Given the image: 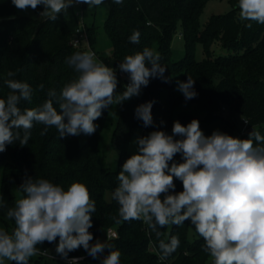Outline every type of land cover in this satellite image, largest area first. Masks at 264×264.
I'll return each mask as SVG.
<instances>
[{
    "label": "trees",
    "instance_id": "trees-1",
    "mask_svg": "<svg viewBox=\"0 0 264 264\" xmlns=\"http://www.w3.org/2000/svg\"><path fill=\"white\" fill-rule=\"evenodd\" d=\"M206 1L123 0L122 4H115L113 0H104L109 6L104 30L112 48L106 54L96 51L103 64L119 68L126 56L148 47L159 55L161 66L166 67L164 77L169 78L168 82L150 78L149 84L142 86L138 96L119 104V114L111 135L112 146L120 152L116 168L102 164L99 158L100 141L110 122L111 105L102 109L101 117L93 122L97 125L96 131L87 135L84 141L79 136L61 138L55 127H50L47 134L41 135L45 126L33 122L27 145L21 147L19 141L6 145V150L0 152V200L6 205L0 207V228L9 233L15 228L14 220L6 217L7 209L15 206L14 185L22 192L19 187L29 177L47 179L65 190L73 182H82L96 205L89 229L93 235L90 243L99 240L110 244L111 249L106 248L102 253L105 257L110 250H118L121 253L120 264H211V257L203 251V238L189 239V220L180 226L161 228L163 234L157 238L141 220H121L117 223L120 219L119 205L111 198V193L118 186L117 175L122 165L133 155L129 147L137 134L143 137L152 131L162 130L171 135L175 121L186 126L196 119L205 136L218 130L235 138L248 139L253 129L264 135V24L242 21L238 0H229L232 9L228 13L212 15L202 29L199 17ZM81 5L83 8L88 6ZM43 10L44 6L40 5L35 12L40 14ZM0 19V99H6L10 93L5 84L7 79L26 82L32 89L31 100L21 101L18 105L22 111L41 106L49 99L47 93L50 89H54L59 96L64 85L79 75L66 63V59L75 52L87 51L85 47L72 44L80 24V17L74 8L69 6L56 21H52L17 15L11 0H0ZM84 23L94 48L98 27L94 23ZM248 23L252 24L251 28L246 27ZM179 25L185 40V53L174 60L170 45ZM134 31L140 33L138 44L131 43L129 39ZM218 41L229 50L228 54L214 55L213 44ZM197 44L203 47L202 59L195 57ZM10 71L16 75L9 77L7 73ZM176 74H181L184 82L188 76L194 79L195 98L186 101L182 93L176 92L172 77ZM117 81L116 93L119 94L126 85L118 77ZM41 84L43 90L39 88ZM146 102H153V125L149 127H145L135 116L137 106ZM188 102L202 105L207 110L206 115L176 114V108ZM53 106L59 111L55 99ZM234 115L246 118L251 131L238 136ZM13 131H20L22 136L24 130ZM173 162H183L181 154H176L169 166ZM174 183L175 192L183 191L180 180L174 178ZM109 228L116 235L108 237ZM173 235L179 238L180 245L161 261L159 240L169 242ZM58 243L59 237L55 242L45 241L37 248L50 249ZM75 255H87L80 264H102L104 259L101 256L91 257L83 247L68 254ZM43 259L42 255L31 257L29 264L33 261L35 264H61Z\"/></svg>",
    "mask_w": 264,
    "mask_h": 264
},
{
    "label": "clouds",
    "instance_id": "clouds-1",
    "mask_svg": "<svg viewBox=\"0 0 264 264\" xmlns=\"http://www.w3.org/2000/svg\"><path fill=\"white\" fill-rule=\"evenodd\" d=\"M104 0H11L21 11L43 5L40 17L56 21L58 15L74 4L99 6ZM122 4L123 0H113ZM239 18L264 24V0H238ZM251 28L252 24H246ZM140 33L134 31L130 42L139 43ZM91 51L75 52L66 63L79 74L64 85L59 96L54 89L47 93L41 106L23 111L21 101H30L32 89L26 82L5 80L10 93L0 99V152L6 145L19 141L28 144L33 122L44 125L41 135L55 127L59 137L91 135L101 117L102 109L119 105L140 94L150 78L164 77L166 67L159 63V55L145 47L128 55L119 69L129 74L130 83L122 93H116L115 69L97 62ZM9 77L16 75L8 72ZM194 79L177 81V90L185 100L196 97ZM43 90L44 86H39ZM53 99L59 111L53 106ZM153 102L140 104L135 116L145 127L153 125ZM247 123V121H245ZM163 123V122H162ZM23 129V135L20 131ZM174 137H181L174 139ZM254 141L256 146H254ZM138 151L128 158L117 175L118 186L111 198L118 205L119 223L141 220L159 238L161 228L180 226L190 220L195 232L203 238V251L211 257V264H264V135L255 129L248 139H240L214 131L205 136L199 121L193 119L186 126L175 121L172 134L162 130L137 137ZM183 162L171 163L176 154ZM174 178L182 182L183 191L175 192ZM22 197L8 208L6 217L14 220L15 228L9 233L0 228V264L5 259L15 264H29V258L48 254L37 245L53 243L59 237L56 253L67 259L69 252L80 247L97 258L111 245L97 240L89 232L95 201L90 198L86 185L73 182L67 190L47 179L24 180L19 187ZM163 195V199L161 198ZM0 207H6L0 200ZM115 219V217H113ZM180 240L173 235L169 242L159 240L161 261L174 253ZM121 253L110 250L102 264H120ZM72 258L68 264H78Z\"/></svg>",
    "mask_w": 264,
    "mask_h": 264
},
{
    "label": "rangeland",
    "instance_id": "rangeland-1",
    "mask_svg": "<svg viewBox=\"0 0 264 264\" xmlns=\"http://www.w3.org/2000/svg\"><path fill=\"white\" fill-rule=\"evenodd\" d=\"M72 7L77 12L81 20L83 17V20L88 25H92L94 23L98 27L97 37L94 43V49L102 54L109 53L112 48V43L107 33L104 30V22L109 12L108 4L106 2H103L99 6H92L90 8L89 6H87L86 8H83L81 4H74L72 5ZM231 9H232V5L229 2V0H207L200 14V17H199L200 27L203 29L205 25L208 23V21L210 20L212 15L228 13ZM15 11L17 15H26V16H31V17H37L39 19H44L40 17V14H37L35 10H32L31 8H29L27 11H21L15 7ZM181 32H182L181 25H179L178 31L173 36V39L171 41V45H170L171 52L170 53H171L172 59L174 60L180 59L181 57L184 56V53H185V40L183 36L181 35ZM213 51H214V55L229 53V50H227L224 46H222V44L219 41L213 44ZM195 57L197 59H202L204 57V51H203V47L201 44H197ZM172 77H173V84H174L176 92L178 94H181V92L177 90V81H182L181 74H176ZM179 112H187V113H191V114L203 117L206 115L207 110L197 102H188V103H183L176 108V114ZM118 114H119V105L113 104L111 106V111H110V122L107 124L105 128L104 135L100 141V148H99L100 162L111 168L117 167L119 153H120L119 150L113 147L111 144V135H112L114 126L116 124ZM234 118L237 123V130H238L237 132H239L244 126L242 122V117L238 115H234ZM78 136L81 141H84L87 137V135L83 133H81ZM138 136L139 134L134 136L130 143L129 150L133 154H136L138 151L137 145L134 144V141L137 139ZM13 193L15 195V202L17 199L21 198L23 195V193L15 185L13 186ZM109 196L110 195L108 193L107 197ZM170 226L171 225H169V227ZM188 237L190 240H194L200 237L195 232L194 225L191 224L190 220H189V228H188ZM55 249L56 247L53 246L52 248H50V251L56 252ZM38 256L39 254L33 257L35 258ZM45 259L48 260L50 263L56 262L47 257H44L43 261H45ZM10 262L11 261H8L5 259L4 264H9ZM31 264H35L34 261L31 262ZM96 264H100V263H96Z\"/></svg>",
    "mask_w": 264,
    "mask_h": 264
},
{
    "label": "built area",
    "instance_id": "built-area-1",
    "mask_svg": "<svg viewBox=\"0 0 264 264\" xmlns=\"http://www.w3.org/2000/svg\"><path fill=\"white\" fill-rule=\"evenodd\" d=\"M72 44L75 47H85L87 49V51H91V52H93L95 54L94 58H95V60H97V62L103 63L102 60L99 57V54L91 46L89 35H88V31L86 30V26H85L83 17H82V20L80 18V24H79V27L76 30V34H75V36H74V38L72 40ZM113 69H115L116 77H118L121 80H123L125 85L130 83V79H129L128 75L125 72L120 71L119 68H113ZM245 121H247V123ZM242 122H243L244 126L238 132V134H237L238 136L243 135V134L248 133V132L251 131V128L249 127V124H248V120L246 118H242ZM114 235H116V232L112 228H109L107 230V236L111 237V236H114ZM44 250H47L48 254H44L42 256L50 258L51 260L59 262L61 264H68L69 260H71L72 258H80V257H82V259H80L78 261V264H80L87 257V255H75V256H68L67 259H64L59 254H57L56 252H51L50 249H42L40 251L43 252ZM98 256L105 257L102 253L99 254Z\"/></svg>",
    "mask_w": 264,
    "mask_h": 264
}]
</instances>
